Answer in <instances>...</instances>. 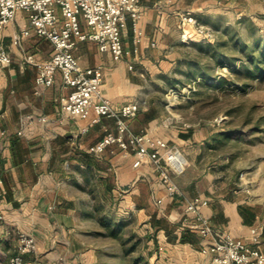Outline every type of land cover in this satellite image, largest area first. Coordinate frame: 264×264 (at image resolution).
Here are the masks:
<instances>
[{
    "label": "crops",
    "instance_id": "1",
    "mask_svg": "<svg viewBox=\"0 0 264 264\" xmlns=\"http://www.w3.org/2000/svg\"><path fill=\"white\" fill-rule=\"evenodd\" d=\"M159 1H141L145 38L136 44L132 22L131 27L128 24L122 60L115 61L110 52L100 51L90 40L79 42L75 53L85 67L104 66L102 88L116 107L141 104L138 114L129 120L131 130L179 146L187 156L188 167L195 161L193 151L199 146L197 130L173 125L164 98L147 89L148 75L169 71L174 53L173 41L169 42V4L165 2L158 9ZM27 22L28 13L21 10L2 31L12 62L0 64V247L10 249V239L16 232L25 231L35 236L36 251L55 250L51 260L61 258L64 249L79 243L75 236L86 230L85 218L94 215L93 186L100 189L103 201L111 192L132 183L131 198L145 213L154 239L167 251L170 264H216L212 253L203 252L206 241L191 228L193 217L183 198L168 195L150 158L140 159L136 150H124L117 144L99 156L89 152L107 130L116 131V122L102 117L93 123L94 113L79 119L60 111L58 97L71 91L63 86L61 72L54 85L39 86L36 66L25 60L29 54L37 60L49 59L53 54L50 40L34 34L24 38L21 45L13 43ZM187 173L175 176V180L187 196L209 200L201 211L211 225L243 239L259 236L264 251L262 211L239 191L220 190L211 180L206 187L204 177ZM31 256L28 254V263Z\"/></svg>",
    "mask_w": 264,
    "mask_h": 264
},
{
    "label": "rangeland",
    "instance_id": "2",
    "mask_svg": "<svg viewBox=\"0 0 264 264\" xmlns=\"http://www.w3.org/2000/svg\"><path fill=\"white\" fill-rule=\"evenodd\" d=\"M182 10H192L211 28L212 41H182L177 14ZM169 24L174 52L169 71L149 74L147 89L164 98L173 125L197 130L195 161L185 173L204 177L206 187L211 180L220 190L239 191L264 214V81L242 86L236 76L252 47H264V0H174L169 3ZM218 43L222 46L215 47ZM219 76L222 82H217ZM132 187L121 186L102 201L94 185L95 212L85 218L86 230L75 236L79 243L53 260L55 250L36 249L26 263L170 264L145 213L131 198ZM19 234L10 239V249L0 247V264H9L16 253L13 244H18Z\"/></svg>",
    "mask_w": 264,
    "mask_h": 264
},
{
    "label": "built area",
    "instance_id": "3",
    "mask_svg": "<svg viewBox=\"0 0 264 264\" xmlns=\"http://www.w3.org/2000/svg\"><path fill=\"white\" fill-rule=\"evenodd\" d=\"M141 1L0 0V64L12 62L11 52L3 42L2 31L16 18L19 11H26L28 22L14 36L13 43L21 45L24 38L35 34L47 38L53 45V54L47 60H37L32 54L25 57L26 62L37 68V85H54L57 73L61 72L63 86L71 88L70 93L57 99L62 113L79 119L89 118L94 113L93 123L99 122L102 117L114 119L116 122V131L107 130L98 143L89 147V152L99 156L109 146L117 144L124 150H136L140 159L150 158L160 172L168 195L183 198L187 211L193 217L191 228L206 241L204 253H212L216 264H264V251L260 248L259 236L248 240L216 230L201 211L203 206L209 204V200L201 196L189 197L180 188L175 176L183 174L188 164L183 150L162 139H156L147 132H133L129 120L138 114L141 104L130 102L116 107L102 88L104 66L98 64L85 67L75 53L79 42L90 40L98 44L100 51L110 52L115 61L122 60L129 18L134 42L139 45L145 38V30L141 25ZM173 1L161 0L156 7L161 9L165 2L169 4ZM177 14L183 42L212 41L211 28L200 22L192 10H182ZM36 248L35 236L20 232L16 253L10 257L9 264H27L25 254L35 251Z\"/></svg>",
    "mask_w": 264,
    "mask_h": 264
},
{
    "label": "trees",
    "instance_id": "4",
    "mask_svg": "<svg viewBox=\"0 0 264 264\" xmlns=\"http://www.w3.org/2000/svg\"><path fill=\"white\" fill-rule=\"evenodd\" d=\"M216 45L217 46L215 47H221L222 43H218ZM210 76H212L211 73ZM236 76L237 79L241 81L242 86H248L255 79L264 81V47L258 48L257 45L256 47H252V50L248 52L246 61L237 68ZM216 80L217 82H222L223 78L219 76ZM224 135H227V133H224ZM228 135H230V133H228ZM214 138H217V135H215ZM28 254H25L26 262L29 259Z\"/></svg>",
    "mask_w": 264,
    "mask_h": 264
}]
</instances>
